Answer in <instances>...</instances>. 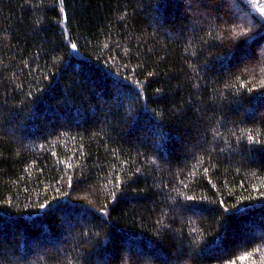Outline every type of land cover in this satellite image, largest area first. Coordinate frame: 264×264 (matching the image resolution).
<instances>
[{"label":"trees","instance_id":"trees-1","mask_svg":"<svg viewBox=\"0 0 264 264\" xmlns=\"http://www.w3.org/2000/svg\"><path fill=\"white\" fill-rule=\"evenodd\" d=\"M0 264H264V0H0Z\"/></svg>","mask_w":264,"mask_h":264}]
</instances>
